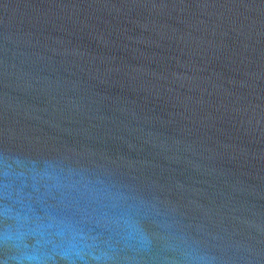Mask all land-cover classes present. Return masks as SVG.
Segmentation results:
<instances>
[{"label":"water","instance_id":"water-1","mask_svg":"<svg viewBox=\"0 0 264 264\" xmlns=\"http://www.w3.org/2000/svg\"><path fill=\"white\" fill-rule=\"evenodd\" d=\"M0 264H264V0H0Z\"/></svg>","mask_w":264,"mask_h":264}]
</instances>
